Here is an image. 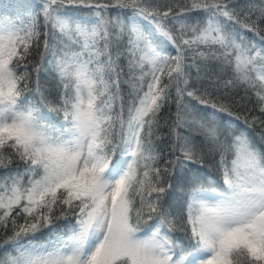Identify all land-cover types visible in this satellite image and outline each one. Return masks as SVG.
<instances>
[{
	"label": "snow or ice",
	"instance_id": "snow-or-ice-1",
	"mask_svg": "<svg viewBox=\"0 0 264 264\" xmlns=\"http://www.w3.org/2000/svg\"><path fill=\"white\" fill-rule=\"evenodd\" d=\"M81 10L89 17L80 19ZM241 12L238 0H191L178 11L151 0H36L24 19H0V229L11 230L0 264H264V148L251 125L219 117L233 114L190 83L193 68L200 79L198 60H215L231 73L213 82L217 91L251 90L264 114V47L245 42L247 32L264 42V7ZM41 18L44 51L32 70L58 120L26 94L25 61L39 47ZM165 42L175 56L164 54ZM49 71L54 102L40 84ZM172 99L171 159L160 167L152 137ZM208 157L222 184L205 186L194 167ZM14 161L23 168L13 171ZM57 211L75 222L57 230Z\"/></svg>",
	"mask_w": 264,
	"mask_h": 264
},
{
	"label": "trees",
	"instance_id": "trees-1",
	"mask_svg": "<svg viewBox=\"0 0 264 264\" xmlns=\"http://www.w3.org/2000/svg\"><path fill=\"white\" fill-rule=\"evenodd\" d=\"M151 2L153 5H159L162 10H166L167 7L171 6L174 10L178 11L179 7H190L191 5V0H151ZM34 3H36V0H0V19L4 17H8L16 21L22 20L27 16L28 6ZM253 5L256 8L264 7V0H238V10L242 9L241 15H243V13L250 11L251 6ZM70 12H72V10H70ZM72 14L76 15L75 12H72ZM78 15L80 19H86L89 17L90 13L87 10H81ZM258 15H259L258 12H255L253 14L252 22L256 21ZM193 17L194 18L192 22L194 23L197 17L195 14H193ZM259 30L261 31V35H264V22L259 23ZM40 31H41V36L39 41V47H37L34 44L31 55L25 61V63L28 65V72L30 76L28 87L26 89V94L35 103H38L40 111L43 115L45 116L50 115L53 119L58 120L60 118L57 117L55 113H49V107L52 105L40 101V96L36 92L37 74L34 70H32V65L39 62L40 53L44 51L43 33L45 29L43 27L42 18L40 20ZM123 42L124 44H127L126 36ZM245 42L254 43L257 48L264 47V42H261L260 37L255 35L254 32H247V34L245 35ZM165 44L166 46L163 48L164 54L175 56L176 52L174 47H172L170 44H167V42H165ZM73 50L78 51L79 48H74ZM49 58H51V56H49ZM189 62H190V57H189ZM198 62L201 63L202 65V71L199 74L200 79L199 80L197 79L196 69L193 68L191 69L192 80L190 81L193 87L199 89L198 95H204L205 98L208 99L209 105H211L212 103H216L217 108H220L221 106L226 107L233 114L231 117L228 116L227 112H218V116L223 117L225 121L235 120V118L238 116L240 117V119L239 121H237V123L239 124L241 129L248 127V125H251V127H248V133L250 135V138L254 141V143L257 145L258 148H264V140H261V133L264 132V114H262L259 111V106L255 93L252 92L251 90L246 92L244 87L231 89L227 93L223 89L217 91L213 82L216 81L217 78L227 79L228 76L231 75L230 71L226 75L224 73H221L220 66L218 62H216L215 60H209L206 62H201L198 60ZM170 63L173 62L170 61ZM204 64H207V67H204L203 66ZM121 65L123 66L125 73V75L121 78L122 80L121 88L125 97V104L127 106V102H128L127 93L129 89L126 84H123V80L127 78V72H128L127 60L126 59L121 60ZM20 70L23 71V68H21ZM167 82L168 80L167 77L165 76L164 83ZM40 84L42 90L45 92L48 101L54 102L58 100L59 89L53 73H51L50 71L46 73H42L40 76ZM146 87L147 86L145 84V90ZM205 90H207V92H205ZM172 97L173 98L175 97L174 88L172 89ZM186 99H190V98H186ZM193 103H195V101H193ZM197 107L199 109H204L201 107H205V106L197 105ZM117 110H119L118 106H117ZM176 110L177 108L174 99L164 104L161 112L159 113L158 129L155 132V135L152 137L153 147L160 153L161 156V160L158 165L160 167L164 166V160L171 159V157L169 156V152L171 151V141L173 137L170 135V129L176 118ZM207 111L212 112L213 109L210 106H208ZM245 117H247V125L245 124ZM232 126L235 127V125ZM180 131L182 132V134L192 135L197 141V143H199L203 139L202 135L195 129L190 131L185 129H180ZM17 167L22 169L23 165L19 161H14L13 164L11 165V169L14 171ZM194 167L200 168V171L204 175L205 180L208 178H215L217 182L222 184L220 175L212 164L211 157H208L203 162L202 166L201 164L198 163ZM6 174H7V170L0 168V176H4ZM25 183H27L26 179H25ZM175 195L177 196L181 195L179 189L176 191ZM18 210L19 209H17L16 211ZM56 217H60L59 211L56 212ZM73 221L74 219H72L71 216H69L67 219L63 217H60L59 219L54 218V223L56 225L57 230L66 228L67 224ZM18 223L23 224L24 219L19 218ZM9 235H11L10 229L7 232H5L3 229H0V243H3L8 238ZM48 235H49V230L43 229L41 233L37 234V239L43 241L48 237ZM176 235L181 236L182 234L177 232Z\"/></svg>",
	"mask_w": 264,
	"mask_h": 264
},
{
	"label": "rangeland",
	"instance_id": "rangeland-1",
	"mask_svg": "<svg viewBox=\"0 0 264 264\" xmlns=\"http://www.w3.org/2000/svg\"><path fill=\"white\" fill-rule=\"evenodd\" d=\"M201 108H205V107H201ZM206 182L208 183H213L214 182V178H210L208 179ZM75 221H73L72 223H74Z\"/></svg>",
	"mask_w": 264,
	"mask_h": 264
}]
</instances>
